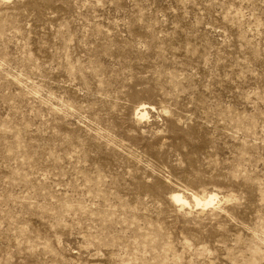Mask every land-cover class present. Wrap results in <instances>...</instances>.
Instances as JSON below:
<instances>
[{
    "label": "rangeland",
    "instance_id": "rangeland-1",
    "mask_svg": "<svg viewBox=\"0 0 264 264\" xmlns=\"http://www.w3.org/2000/svg\"><path fill=\"white\" fill-rule=\"evenodd\" d=\"M0 264H264V0H0Z\"/></svg>",
    "mask_w": 264,
    "mask_h": 264
},
{
    "label": "bare ground",
    "instance_id": "bare-ground-1",
    "mask_svg": "<svg viewBox=\"0 0 264 264\" xmlns=\"http://www.w3.org/2000/svg\"><path fill=\"white\" fill-rule=\"evenodd\" d=\"M140 109V108H139ZM145 108L143 107L141 109V111L139 112V114H141V117L144 116L145 114ZM195 198V201H196V204H200L203 205V206H206V205H211L212 202L216 199V196L214 194L211 193V195H209L207 198H204V199H201V198H198V197H194ZM174 199L177 201V202H183L185 203L186 200L183 198V196H181L180 194H175L174 195ZM217 200V199H216Z\"/></svg>",
    "mask_w": 264,
    "mask_h": 264
}]
</instances>
